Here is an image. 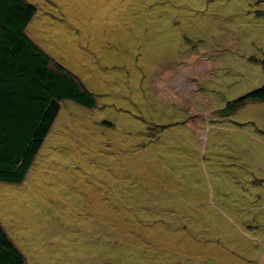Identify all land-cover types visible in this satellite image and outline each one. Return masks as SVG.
I'll use <instances>...</instances> for the list:
<instances>
[{
	"label": "rangeland",
	"instance_id": "obj_1",
	"mask_svg": "<svg viewBox=\"0 0 264 264\" xmlns=\"http://www.w3.org/2000/svg\"><path fill=\"white\" fill-rule=\"evenodd\" d=\"M28 1L97 103L0 182L25 264H264V101L225 109L264 82V0Z\"/></svg>",
	"mask_w": 264,
	"mask_h": 264
},
{
	"label": "trees",
	"instance_id": "obj_2",
	"mask_svg": "<svg viewBox=\"0 0 264 264\" xmlns=\"http://www.w3.org/2000/svg\"><path fill=\"white\" fill-rule=\"evenodd\" d=\"M28 0H0V182L20 184L63 101L91 109L84 82L26 33L36 13ZM264 72V57L260 60ZM248 101H264V82L225 104L228 112ZM0 264H25L0 225Z\"/></svg>",
	"mask_w": 264,
	"mask_h": 264
},
{
	"label": "crops",
	"instance_id": "obj_3",
	"mask_svg": "<svg viewBox=\"0 0 264 264\" xmlns=\"http://www.w3.org/2000/svg\"><path fill=\"white\" fill-rule=\"evenodd\" d=\"M30 22H33L31 25H29V27H27V30L30 28L31 31H29V33L31 34V36L33 37V39H36L38 40L41 44H43L44 46H46V48H52V46H50V44L48 42H46L45 40H40L39 38H42V36H36L33 32V29L32 28H35V29H41V34H42V26H40V22H34L33 20L30 21ZM179 96H180V93H179ZM178 97L177 96H174L173 99H177ZM67 105H70L72 107V109L74 110H77V111H80L82 108L78 107L77 105L73 104L72 102H64L62 104L63 107H67ZM84 108V107H83ZM87 109V108H86ZM84 110V109H82ZM86 112V111H85Z\"/></svg>",
	"mask_w": 264,
	"mask_h": 264
},
{
	"label": "bare ground",
	"instance_id": "obj_4",
	"mask_svg": "<svg viewBox=\"0 0 264 264\" xmlns=\"http://www.w3.org/2000/svg\"><path fill=\"white\" fill-rule=\"evenodd\" d=\"M36 35V34H35Z\"/></svg>",
	"mask_w": 264,
	"mask_h": 264
}]
</instances>
